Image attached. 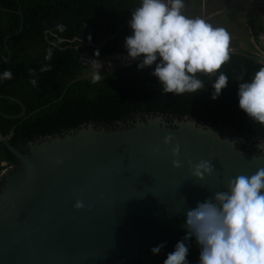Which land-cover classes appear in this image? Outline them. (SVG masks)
<instances>
[{"label": "water", "instance_id": "1", "mask_svg": "<svg viewBox=\"0 0 264 264\" xmlns=\"http://www.w3.org/2000/svg\"><path fill=\"white\" fill-rule=\"evenodd\" d=\"M14 100L22 113L0 110L2 116L26 115ZM167 133L180 146V168L162 143ZM0 140L20 162L0 187V264H163L186 235V209L224 190L227 179L264 168V147H257L264 140L252 139L261 149L255 154L222 126L161 114L114 127L83 125L29 142L25 151L1 130ZM201 159L215 166L203 180L186 163ZM77 199L83 208L73 207ZM185 243L188 264H199L195 237Z\"/></svg>", "mask_w": 264, "mask_h": 264}, {"label": "trees", "instance_id": "2", "mask_svg": "<svg viewBox=\"0 0 264 264\" xmlns=\"http://www.w3.org/2000/svg\"><path fill=\"white\" fill-rule=\"evenodd\" d=\"M201 1V0H200ZM141 0H0V75L11 70V80L0 79V110L19 115L22 102L25 116L9 119L0 114V130L11 144L25 151L29 142L75 130L83 125L114 127L136 117L145 121L151 114L167 118H196L213 126H222L247 140L240 148L260 154L253 138L264 140V125L249 119L238 104L235 78L243 73L250 81L262 58L251 50H230L231 60L221 71L229 77L228 86L212 99V82L198 93H163L152 66L138 69L142 60L117 64L92 83L87 73L92 65L109 57L127 55L125 37L131 35V12ZM62 23L67 30L58 32ZM264 31V29H262ZM52 60L44 59L52 42ZM259 42V38L256 37ZM98 52V55H97ZM8 59V60H7ZM51 64L48 72H40ZM29 69L36 70V86L30 83ZM215 77H213V80ZM18 158L0 141V177L4 169L19 168ZM4 175L0 178V187Z\"/></svg>", "mask_w": 264, "mask_h": 264}, {"label": "clouds", "instance_id": "3", "mask_svg": "<svg viewBox=\"0 0 264 264\" xmlns=\"http://www.w3.org/2000/svg\"><path fill=\"white\" fill-rule=\"evenodd\" d=\"M184 8V0H141L131 12L132 34L125 37L127 56L132 60L143 57L138 69L152 66L159 57L152 75L158 78L163 93L179 96L201 92L207 86L201 79L203 76L212 82L211 98L216 99L229 83L228 75L221 70L231 60V36L226 29L213 26L203 17L186 16ZM55 28L58 32L67 30L62 23ZM60 42L51 43L44 57L46 61L52 60L53 49ZM260 63L264 65V59ZM51 69V64H45L40 72ZM98 69L93 73L92 83L104 78ZM29 74L30 83L36 86V70L29 69ZM12 78L11 70L0 75V79ZM235 81H240V109L249 119L264 125V66L258 68L250 81L243 80V73ZM162 143L171 145L172 166L182 167L175 136L165 134ZM257 147H264V141ZM153 151L158 152L159 148ZM186 163L191 176L199 180L215 171L209 160ZM73 207L81 209L84 203L77 199ZM185 215L182 227L187 230L186 235L167 254L163 264H188L189 249L185 241L193 236L200 246L199 264H264V168L251 175L239 174L227 179L224 190L215 191L194 208L186 209ZM163 247L162 242L150 251L158 254Z\"/></svg>", "mask_w": 264, "mask_h": 264}, {"label": "rangeland", "instance_id": "4", "mask_svg": "<svg viewBox=\"0 0 264 264\" xmlns=\"http://www.w3.org/2000/svg\"><path fill=\"white\" fill-rule=\"evenodd\" d=\"M201 8L205 0H184V14L189 17L199 16L203 13L208 16L210 13L215 14L210 20H207L213 26L223 27L231 36L230 50L239 52L241 50H251L255 47L254 53H257L264 59V0H213ZM218 13V14H216ZM218 25H217V24ZM259 38V42L256 41ZM84 63L92 65V71L87 73V78H92L93 73L98 71L101 74L111 70L117 64H124L126 59L118 57H109L103 61L95 62L87 60L83 56ZM9 168L3 170L2 174L6 175ZM3 175L0 177L2 178Z\"/></svg>", "mask_w": 264, "mask_h": 264}, {"label": "crops", "instance_id": "5", "mask_svg": "<svg viewBox=\"0 0 264 264\" xmlns=\"http://www.w3.org/2000/svg\"><path fill=\"white\" fill-rule=\"evenodd\" d=\"M212 1H213V0H209L208 4H211ZM205 5H207V0H205V3H204L203 5L200 4L201 8H204ZM216 14H218V13H216ZM214 15H215V14L210 13L208 16H205L203 13H200L199 16L205 18L206 20H210L211 17L214 16ZM216 24H217V23H216ZM217 25H218V24H217Z\"/></svg>", "mask_w": 264, "mask_h": 264}, {"label": "built area", "instance_id": "6", "mask_svg": "<svg viewBox=\"0 0 264 264\" xmlns=\"http://www.w3.org/2000/svg\"><path fill=\"white\" fill-rule=\"evenodd\" d=\"M118 57L119 59H126L127 62L124 63L123 65H128L130 64L132 61H135V60H138L139 58L135 59V60H132V59H129L127 55H119V56H116ZM1 141V140H0Z\"/></svg>", "mask_w": 264, "mask_h": 264}, {"label": "flooded vegetation", "instance_id": "7", "mask_svg": "<svg viewBox=\"0 0 264 264\" xmlns=\"http://www.w3.org/2000/svg\"><path fill=\"white\" fill-rule=\"evenodd\" d=\"M4 183V182H3ZM3 185V184H2Z\"/></svg>", "mask_w": 264, "mask_h": 264}]
</instances>
